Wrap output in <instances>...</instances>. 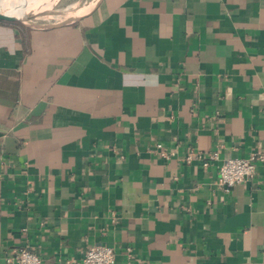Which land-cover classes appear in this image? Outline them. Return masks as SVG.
Listing matches in <instances>:
<instances>
[{"label":"crops","instance_id":"crops-1","mask_svg":"<svg viewBox=\"0 0 264 264\" xmlns=\"http://www.w3.org/2000/svg\"><path fill=\"white\" fill-rule=\"evenodd\" d=\"M258 154L264 0L0 22V264L22 248L82 264L97 245L114 264H264V162L217 182Z\"/></svg>","mask_w":264,"mask_h":264},{"label":"built area","instance_id":"built-area-1","mask_svg":"<svg viewBox=\"0 0 264 264\" xmlns=\"http://www.w3.org/2000/svg\"><path fill=\"white\" fill-rule=\"evenodd\" d=\"M161 147V146H159ZM166 156V153H162ZM192 159V155L187 161ZM264 162V154L253 155L248 159H228L218 170V185L229 192L235 185L253 178L257 164ZM114 249L109 246L97 245L89 248L85 253L82 264H114ZM8 262L13 264H43L42 258L35 252L22 248L14 250Z\"/></svg>","mask_w":264,"mask_h":264},{"label":"rangeland","instance_id":"rangeland-1","mask_svg":"<svg viewBox=\"0 0 264 264\" xmlns=\"http://www.w3.org/2000/svg\"><path fill=\"white\" fill-rule=\"evenodd\" d=\"M97 0H59L53 9L42 14L22 18L25 23L48 24L61 22L79 16L91 9ZM21 23V22H18Z\"/></svg>","mask_w":264,"mask_h":264},{"label":"bare ground","instance_id":"bare-ground-1","mask_svg":"<svg viewBox=\"0 0 264 264\" xmlns=\"http://www.w3.org/2000/svg\"><path fill=\"white\" fill-rule=\"evenodd\" d=\"M59 0H8L4 9L9 16L28 18L54 8Z\"/></svg>","mask_w":264,"mask_h":264},{"label":"water","instance_id":"water-1","mask_svg":"<svg viewBox=\"0 0 264 264\" xmlns=\"http://www.w3.org/2000/svg\"><path fill=\"white\" fill-rule=\"evenodd\" d=\"M7 1L8 0H0V22H21V23H25V22H23L22 18L12 17L6 13V10L4 9V3Z\"/></svg>","mask_w":264,"mask_h":264}]
</instances>
